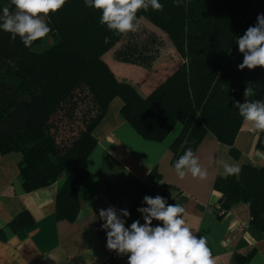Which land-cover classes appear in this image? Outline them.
<instances>
[{"label": "trees", "instance_id": "obj_1", "mask_svg": "<svg viewBox=\"0 0 264 264\" xmlns=\"http://www.w3.org/2000/svg\"><path fill=\"white\" fill-rule=\"evenodd\" d=\"M159 2L163 11L149 8L137 15L165 33L181 61L145 95L117 79L105 61L104 53L124 35L102 25L101 13L85 6V0H67L46 18L53 41L42 50L35 49L42 39L25 47L19 37L13 40L0 30V153L20 156L18 175L25 192L50 186L63 176L53 198L57 220L71 222L77 216L78 193L93 181L86 167L95 144L91 132L114 98L121 100V118L144 140L160 142L181 126L170 142L173 166L186 149L194 152L207 133L227 146L233 159L239 158L234 143L244 120L235 103L245 101L246 87L255 91L249 99L264 100V68L238 69L243 54L236 39L264 14V0H181L179 7L174 0ZM4 6H10V0H0V14ZM154 57L146 48L127 44L113 52L115 60L145 69H150ZM86 102L77 126L74 111ZM57 115L73 132L63 134L69 125L62 131L54 121ZM255 139V149L264 154V132L257 131ZM238 167V175L213 179L223 209L216 219L241 203L248 211V224L264 231V163L244 162ZM144 194L142 190L137 195L132 214L137 204L147 206ZM33 224L32 217L21 211L7 227L16 232Z\"/></svg>", "mask_w": 264, "mask_h": 264}, {"label": "crops", "instance_id": "obj_2", "mask_svg": "<svg viewBox=\"0 0 264 264\" xmlns=\"http://www.w3.org/2000/svg\"><path fill=\"white\" fill-rule=\"evenodd\" d=\"M105 53L104 59L117 79L132 83L142 95L149 93L181 61L176 51L168 57L160 53L150 69H145L119 62ZM120 104L119 98L112 99L91 132L95 144L86 158V167L93 181L89 188L80 189L79 210L71 222L57 220L53 213V198L63 176L50 186L25 192L18 175L20 156L0 153V264H127L126 255L107 249L99 211L108 207L118 212L126 209L130 213L129 217H122L126 227L134 220L143 224L137 211L142 206L137 204L133 214L131 210L142 190L146 192L144 196L160 195L168 204L179 203L185 208L194 233L207 238L215 264H264V231L248 224L249 214L241 203L216 219L214 205L221 193L213 188V179L224 176L218 161L228 160L236 166L244 162L261 165L264 154L255 149L250 158L237 164L227 153L228 147L207 133L194 151L201 166L207 169V177L200 180L189 174L181 180L171 163L170 150V142L181 126L172 128L164 140L152 143L137 135L121 118ZM241 139L238 133L235 147L243 144ZM21 211H26L34 224L14 232L7 227L8 223ZM158 223L153 220V226ZM251 250L253 254L245 261L243 256Z\"/></svg>", "mask_w": 264, "mask_h": 264}, {"label": "clouds", "instance_id": "obj_3", "mask_svg": "<svg viewBox=\"0 0 264 264\" xmlns=\"http://www.w3.org/2000/svg\"><path fill=\"white\" fill-rule=\"evenodd\" d=\"M67 0H10V6H4L0 14V30L20 38L25 47H31L37 40L45 38L51 28L46 18L58 12ZM175 6L181 0H174ZM14 6V11L10 7ZM85 6L101 13L100 23L116 35L137 33L141 30L140 10L163 11L159 0H85ZM109 37H105L108 43ZM238 50L243 54L239 70L264 68V14L257 16L254 26H249L243 36L236 39ZM185 63L188 59L185 58ZM255 95L252 87L244 90L245 101L236 102L235 108L243 120L252 129L264 132V100H251ZM222 175H238L240 168L228 160L218 161ZM177 176L183 180L189 174L193 178L204 180L207 169L203 168L199 158L189 148L174 164ZM137 211L144 223L134 220L125 226L130 213L126 209L119 212L114 207L101 209L99 219L103 221L101 229L106 232V247L118 255L128 257L127 264H215L212 252L205 236H198L190 227L185 216V208L179 204H168L160 195L145 196ZM153 220L160 223L153 226Z\"/></svg>", "mask_w": 264, "mask_h": 264}, {"label": "rangeland", "instance_id": "obj_4", "mask_svg": "<svg viewBox=\"0 0 264 264\" xmlns=\"http://www.w3.org/2000/svg\"><path fill=\"white\" fill-rule=\"evenodd\" d=\"M15 10V9H14ZM141 30L137 33H129L127 35H124L122 37V39H120L119 43L117 45H115L110 51H108L107 53H109L110 55H113V52L121 47H124L126 44L134 47L136 46L137 49H142V48H146L147 51L150 53V55H154L155 59L159 56V54L161 53V55L163 56H170L171 54H174L173 52H175L174 47L172 46V44L170 43L169 39L166 38L167 36L165 35V33H163L158 27L151 25L150 22L146 21L145 19L141 20ZM53 41L52 38L47 35L45 38L42 39V42L40 45H38L35 49L37 50H42L45 47L49 46L50 42ZM106 55V53H104V56ZM154 59V60H155ZM135 65V64H133ZM139 66V65H136ZM141 67V66H140ZM143 68V67H142ZM87 102L86 103H80V105L78 106V108H76L74 111V116L76 117V123L75 125L79 126V121L83 118L84 115L83 112H86V108L87 107ZM59 115H57L55 118L56 120H54L55 122L59 123L60 128H62V131H65L66 128H68L69 125V132H64L63 134L68 135L70 132H73L71 130V126L68 123L67 126L60 120ZM73 124V123H72ZM66 126V127H64ZM240 130H239V137L241 140H243V144H241V146L239 145V143L236 145V148L241 150H239V158L234 161L237 164L241 163V161H245V159H247L248 157L250 158L251 155L253 154L252 151H255V147H254V143H255V138L257 136V131H250L252 129V127L250 126L249 123L247 122H243L242 126H240ZM251 127V129L249 130V128ZM76 130V129H75ZM235 160V159H234Z\"/></svg>", "mask_w": 264, "mask_h": 264}, {"label": "built area", "instance_id": "obj_5", "mask_svg": "<svg viewBox=\"0 0 264 264\" xmlns=\"http://www.w3.org/2000/svg\"><path fill=\"white\" fill-rule=\"evenodd\" d=\"M250 131H254V129H251ZM147 196H150V197H155L154 195H147ZM220 204H216L214 205L215 206V209L218 213H222L223 212V209L221 208V206H219Z\"/></svg>", "mask_w": 264, "mask_h": 264}]
</instances>
